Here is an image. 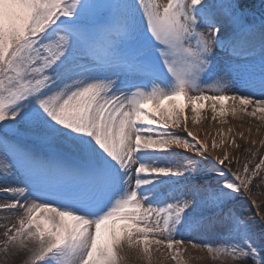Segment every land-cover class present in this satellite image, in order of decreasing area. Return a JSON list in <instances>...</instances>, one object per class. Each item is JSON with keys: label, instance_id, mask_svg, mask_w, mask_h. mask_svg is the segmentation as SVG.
<instances>
[{"label": "snow or ice", "instance_id": "1", "mask_svg": "<svg viewBox=\"0 0 264 264\" xmlns=\"http://www.w3.org/2000/svg\"><path fill=\"white\" fill-rule=\"evenodd\" d=\"M238 113L264 121V0H0L5 252L151 264L155 245L184 264L195 233L213 261L264 264V156L225 131Z\"/></svg>", "mask_w": 264, "mask_h": 264}, {"label": "bare ground", "instance_id": "2", "mask_svg": "<svg viewBox=\"0 0 264 264\" xmlns=\"http://www.w3.org/2000/svg\"><path fill=\"white\" fill-rule=\"evenodd\" d=\"M207 120L201 121L199 125L196 126V128H203L208 131H210L212 134L216 133V129L220 127L219 124L212 121V113L210 109H207ZM189 117H191V112H188ZM240 116V115H239ZM244 116V115H243ZM238 120H231L230 123L225 126L224 129L227 131L229 127H232L237 133L236 135V141L238 144L241 145V148H247L251 144L246 143L239 135L241 131L244 133L245 136H248L250 138H256L257 139V146L259 145V139L262 138L263 134L262 131L257 133L255 126L251 125L250 123H247L243 121V118H237ZM245 119V118H244ZM189 127L192 128L191 121L189 120ZM249 129H251V132H249ZM201 139L204 138L203 134L200 137ZM233 147H230L228 149L229 154H231V150ZM235 152L236 149L233 148ZM217 154H220L218 151ZM209 156L211 158V152L209 153ZM3 181L0 180V184H2ZM8 202L7 198L0 194V204ZM19 213H4L0 212V241L4 239L3 232H4V225L5 224H11L14 222L15 217ZM179 238V237H178ZM184 251L181 253L183 256L184 264H203V261L200 259L202 257L203 253L207 252L205 249L201 248H193L191 244L188 243V240H195L196 243H201L207 240V237L192 233V234H185L184 235ZM153 252H152V261L151 264H176L175 261L170 259L166 253L167 249L161 247L159 250L155 245L152 246ZM121 255L124 257V260L122 264H147V261L142 258V254L137 251L136 249H129L127 246H125L124 251L121 252ZM0 264H22V257L18 254H13L11 250H9L7 253L4 250V245L0 243Z\"/></svg>", "mask_w": 264, "mask_h": 264}, {"label": "rangeland", "instance_id": "3", "mask_svg": "<svg viewBox=\"0 0 264 264\" xmlns=\"http://www.w3.org/2000/svg\"><path fill=\"white\" fill-rule=\"evenodd\" d=\"M249 2L254 4L256 6V8H259L261 0H249ZM228 103H230V102H228ZM250 111H251V109H249V112ZM258 115L264 116V113H258ZM237 118H243V121L250 123L251 125H253L255 127L260 126V131H262V134H263L262 138H264V121L257 120L255 117H252L246 113H244V114L238 113L236 116H232L230 114L227 117L228 123L225 124V126H227L231 120H238ZM249 147H251V145ZM233 148H232L231 154L229 156L230 159L233 156H236L238 154L237 152L234 151ZM257 149H258V154H257L256 162L258 163L259 162V156H264V146L258 145ZM239 158H240V163L242 164L245 160V155H244L243 151L239 152ZM233 167H235V164L233 165ZM261 175L264 176V173H261ZM253 184L257 186V191H255L253 193V195L251 197H249V201L253 198L256 199L257 202L261 204L262 210H264V181H261L260 178L257 177V178H254ZM245 207L247 208V205H245ZM256 211H257V209L255 207H253V208H251V212L249 214L255 213ZM253 218L257 222L260 221V216H255ZM200 259L203 261V264H234V262L230 258H224L223 261H220V260L213 261L207 252L203 253V255H202V257H200Z\"/></svg>", "mask_w": 264, "mask_h": 264}]
</instances>
